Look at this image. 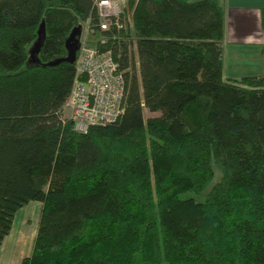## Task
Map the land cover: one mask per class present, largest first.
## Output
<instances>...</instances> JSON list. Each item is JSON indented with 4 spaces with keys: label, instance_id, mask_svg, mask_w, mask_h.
<instances>
[{
    "label": "trees",
    "instance_id": "1",
    "mask_svg": "<svg viewBox=\"0 0 264 264\" xmlns=\"http://www.w3.org/2000/svg\"><path fill=\"white\" fill-rule=\"evenodd\" d=\"M119 21L100 31L94 0H0V247L38 203L20 264H264V74L224 79L219 0H128ZM88 22L126 92L81 134L62 60Z\"/></svg>",
    "mask_w": 264,
    "mask_h": 264
},
{
    "label": "built area",
    "instance_id": "2",
    "mask_svg": "<svg viewBox=\"0 0 264 264\" xmlns=\"http://www.w3.org/2000/svg\"><path fill=\"white\" fill-rule=\"evenodd\" d=\"M127 1L94 0L100 31L121 28L119 18ZM75 72L71 91L62 107L63 119L71 121L73 130L81 134L92 126L117 121L123 114L126 83L112 53L81 42Z\"/></svg>",
    "mask_w": 264,
    "mask_h": 264
},
{
    "label": "crops",
    "instance_id": "3",
    "mask_svg": "<svg viewBox=\"0 0 264 264\" xmlns=\"http://www.w3.org/2000/svg\"><path fill=\"white\" fill-rule=\"evenodd\" d=\"M219 3L224 11V79H241L263 75L264 33L260 26V10L264 7V0H219ZM258 53L260 56L255 60ZM38 205L41 208V205ZM28 207L29 204L20 209L14 217L11 231L14 225L18 224L16 229L18 234L5 237L6 239L2 243L5 247L8 245L12 255L11 257L3 256L0 259V264H19L31 250L25 245L28 241L24 243L23 240V236L28 233L27 221L30 213L24 210ZM37 226L38 220L32 232L33 236L36 234ZM1 249L3 250V248ZM6 253L7 250L5 249L3 254Z\"/></svg>",
    "mask_w": 264,
    "mask_h": 264
},
{
    "label": "rangeland",
    "instance_id": "4",
    "mask_svg": "<svg viewBox=\"0 0 264 264\" xmlns=\"http://www.w3.org/2000/svg\"><path fill=\"white\" fill-rule=\"evenodd\" d=\"M190 2H195V1H198V0H189ZM87 25H89V22H88V24ZM90 26H91V24L89 25V27L87 28V30H86V25H84V29H82V28H80V30H81V33H80V35H79V37H78V39H79V42H80V44H81V42L82 43H85V45L87 46V43H86V38H87V34L89 33V31H90ZM98 29H99V27H98ZM103 32V31H102ZM106 32H108V31H106ZM80 47V46H79ZM91 48H93V49H96V47H94V46H91ZM79 50V49H78ZM77 53H78V51L76 52V55H77ZM260 55H259V53L256 55V57H255V60H257L258 59V57H259ZM264 57V56H263ZM76 60V59H75ZM145 116H148V114L147 113H145ZM24 210H27V212H29L30 213V215H29V220L27 221V235H24L23 236V240H24V243L25 242H27V244L25 243V245L28 247V249L30 248H32V244H33V239H34V236L32 235L33 233V229H35V225H36V222H37V220H38V218H39V215H40V211H41V208H40V206L38 205V203H29V207L27 208V209H24ZM25 214V213H24ZM21 215V214H20ZM17 227H18V224H15L14 225V227H13V229H12V231H10V233H9V235L8 236H15L14 234L17 232ZM30 229H32V231H30ZM16 230V231H15ZM29 231H30V233H29ZM16 234H18V233H16ZM7 236V237H8ZM18 236H20V235H18ZM6 237V238H7ZM5 238V239H6ZM1 248H3V250L1 249ZM26 248V247H25ZM24 248V249H25ZM5 249L7 250V253L6 254H3L4 253V251H5ZM2 250V251H1ZM31 251V250H30ZM30 254V252L28 253V255ZM11 255H12V253H11V250L10 249H8V245H6V247H5V245H2L1 247H0V259L3 257V256H10L11 257ZM27 255V256H28ZM1 263V262H0ZM18 264V263H17ZM19 264H20V262H19Z\"/></svg>",
    "mask_w": 264,
    "mask_h": 264
},
{
    "label": "water",
    "instance_id": "5",
    "mask_svg": "<svg viewBox=\"0 0 264 264\" xmlns=\"http://www.w3.org/2000/svg\"><path fill=\"white\" fill-rule=\"evenodd\" d=\"M80 33H81V30L79 27L74 29L71 32L69 38L67 39L65 43V48L67 50V56L62 60L63 62H67L71 64L75 63L76 52L78 51L79 46H80V42L78 39ZM43 39H44V30L38 33V44L37 45L41 46V44L43 43Z\"/></svg>",
    "mask_w": 264,
    "mask_h": 264
}]
</instances>
